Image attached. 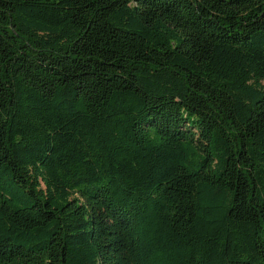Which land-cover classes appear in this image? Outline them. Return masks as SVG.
<instances>
[{"label":"trees","instance_id":"16d2710c","mask_svg":"<svg viewBox=\"0 0 264 264\" xmlns=\"http://www.w3.org/2000/svg\"><path fill=\"white\" fill-rule=\"evenodd\" d=\"M0 264H264V0H0Z\"/></svg>","mask_w":264,"mask_h":264}]
</instances>
